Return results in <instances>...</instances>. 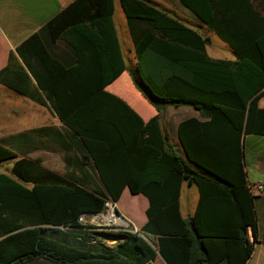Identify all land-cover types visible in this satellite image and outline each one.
Returning <instances> with one entry per match:
<instances>
[{"label":"trees","instance_id":"obj_1","mask_svg":"<svg viewBox=\"0 0 264 264\" xmlns=\"http://www.w3.org/2000/svg\"><path fill=\"white\" fill-rule=\"evenodd\" d=\"M178 1L237 57L211 58L208 38L146 0H120L134 68L120 55L114 0H76L10 52L0 84L51 107L63 126L0 140V164L14 161L10 173H0V264H153L158 255L167 264H246L253 256L259 223L242 151L245 136L264 137V0L259 7L254 0ZM45 34L75 51L72 68L54 59ZM103 60L100 69H88ZM124 73L156 110L147 122L108 90ZM170 106L199 111L200 119L177 130L187 160L163 128ZM48 132L70 173L29 158L30 146H8L27 139L33 147L32 137ZM188 178L199 203L184 218ZM126 189L148 199L147 222L135 226L137 233L113 234L122 240L106 247L81 219L104 213L110 200L123 215L118 204Z\"/></svg>","mask_w":264,"mask_h":264},{"label":"crops","instance_id":"obj_2","mask_svg":"<svg viewBox=\"0 0 264 264\" xmlns=\"http://www.w3.org/2000/svg\"><path fill=\"white\" fill-rule=\"evenodd\" d=\"M75 1L76 0H0V70H2L8 64L9 54L11 51L15 53L17 48L21 46L27 39H29L31 36L33 37L34 35L41 33L44 27L51 20L56 18L58 15H60L70 4H72ZM118 39H119L120 46H121L120 55L121 56L123 55L124 58L126 56L125 60L126 59L128 60V58L130 60H133L134 66H136V59H135V54H134L135 49L133 51L132 46H128V48L125 49V53H124V49H123L119 36H118ZM42 40L44 44L48 46V49L50 50V53L51 55H53L54 59L58 60L66 68H72L74 66L75 64L74 61L76 59L75 54H74L75 51L72 48H70L69 45H67L63 41H57V43L51 44L50 39L48 38L47 34H45L42 37ZM211 56L212 55H210V57ZM88 58H90L89 55H88ZM211 58H214V57H211ZM215 59H220V58H215ZM90 63L91 61L89 62L88 69L93 70L94 68L100 69V65L104 66L106 61L103 60L101 63L99 61L98 62L96 61L95 64H92L95 66H91ZM119 69H120V66H119ZM0 86H3V85L0 84ZM9 90H12V89H9ZM108 90L109 92L116 94L122 97L123 99H125V101L128 104H130L143 117V119L146 122L151 117H153L154 114L156 113L155 112L156 110H154L152 111V114L147 115L144 112H141V110L135 105V103L132 101V99L128 95L129 93L128 91L129 90L136 91V88L134 87V84L132 83V81L125 75V73L120 75L119 78L112 85L109 86ZM20 96L24 97L25 99L23 98L24 100L20 101V103H18L15 100L17 103H15L14 105L17 108H19V114L21 117L20 120L16 121L17 123H20L21 120L23 119V116H26L27 118L35 117L38 119V122L32 124L33 126H30V125H26V126L40 127V128L54 127L57 129H60L59 127L63 126V123L59 120V118L56 116V114L51 109V107L48 108V107L42 106L36 102H33L30 98L26 96H23V95H20ZM26 99H28V101ZM25 101H27L28 104ZM260 106L264 107V98L260 101ZM41 117L44 118L42 119V122H40ZM51 117H53V119L55 120L57 119L59 123H61V126H58L56 124L51 125ZM189 118H199L200 119L199 111L195 109L193 111L186 112L185 116L182 118L181 121H179V123ZM179 123H177L176 121V129L178 128ZM36 129H39V128L28 129L26 131H30V134H31L32 131ZM26 131H23V132H26ZM23 132H20V133H23ZM42 136L47 137L53 149L59 150L58 159L60 160L61 164L63 163L62 169L64 170V173L61 172V167H56V165H54L53 162L56 160V158L53 156V154H50L48 151L45 153L47 160L44 161L43 165L48 167V169L58 172L60 174L70 173L71 169L70 170L67 169V163L64 160V151L59 147V145H57L58 143H56V141L54 140L55 136L53 135V133L48 132L47 134L42 135ZM255 137H260V139H255ZM4 139H0V140H4ZM32 139L35 142V145L29 148L27 155L29 156V158L37 159V158L32 157V153H34L38 149L37 144H38L39 136H33ZM168 140H169V137H168ZM174 141L180 152V157L187 160L186 155L184 154L182 150L183 148L180 144L178 134H174ZM242 154H244L243 161L244 163H246V172L248 170L247 155H249V157L252 159L251 162L254 164L256 171L263 176L262 177L263 180H260V181H264V137L255 136V135L245 136L243 138ZM51 158L52 160H49ZM247 175H248V172H247ZM96 182L97 184L95 186L97 187L99 185L97 178H96ZM193 187L194 186L191 182L188 183L186 181L181 189L180 208H181V213L184 218L193 217L196 211V207L198 206V203H199V191L198 189H196L193 193L192 191ZM127 192H128V189L124 191L123 195L126 194ZM137 196L143 199L144 201L143 208L144 210H146L149 205L148 199L142 196L141 194ZM255 212L257 215V219H258V216H260L262 219V223L258 219V223H259L258 230H259L260 240H259V243L255 245L253 256L250 258V260L246 264H264V226H263L264 224V196L256 197ZM124 216L127 219H130L131 221H133V219H131L129 215L126 214ZM145 220L147 222V217ZM145 223H143L140 227L138 226L136 227L141 228ZM103 245L106 247H110V246H107L106 243ZM153 264H167V263L165 262V259H163L160 255H158L156 261H154Z\"/></svg>","mask_w":264,"mask_h":264},{"label":"rangeland","instance_id":"obj_3","mask_svg":"<svg viewBox=\"0 0 264 264\" xmlns=\"http://www.w3.org/2000/svg\"><path fill=\"white\" fill-rule=\"evenodd\" d=\"M114 1H115V16L113 17V19L117 31L119 33L118 36L122 43L124 53H125V49L128 48V46H132V49L134 51L133 43L130 38V33L127 27L125 12L120 4V0H114ZM146 1L159 8L168 11L174 16L179 17V19L183 20V22L188 26L199 30L202 35L208 38L209 43L207 46V51L210 55H212L211 57L226 59V60H234L237 57L234 51L227 44L223 43L220 40L218 35L210 31L205 25H203L202 22H200L188 9L184 8L179 3L178 0H146ZM258 1L259 0H254L255 4L259 7ZM126 61L127 63L129 62L128 64L131 68L135 67L133 60H130L128 58V60L126 59ZM136 91L135 90L128 91L129 92L128 95L130 96L132 101L141 110V112H144L147 115L152 114V111L155 110L154 106L151 105L147 100H145L141 95H138ZM23 98L24 97L12 92V90H9L4 86H0V139L7 138L9 136L12 137L28 129L40 128V127H30L33 126L32 124L38 122V119L35 117L27 118L26 116H23V119L21 120L20 123L16 122L20 120L21 117L19 114V108H17L14 104L17 102L20 103V101H23L25 99ZM26 100L28 101V99ZM27 101L25 102L28 104ZM193 110L195 109L192 106H184V107L170 106L162 115V124H163V128L165 129L164 131L166 134H168L169 143L172 146L173 150L178 155H180V152L174 141V134H177V130H178V128L176 129V121L177 123H179V121H181L182 118L185 116L186 112ZM42 119L44 118L41 117L40 122H42ZM54 124L61 126V123H59L57 119L55 120L53 119V117H51V125ZM26 125H30V126H26ZM255 139H260V137H255ZM28 143L29 142L27 141V139L26 141L9 140L8 146H10L12 149L16 151H19L18 149H22L19 147L21 145L31 147V145ZM37 145H38V149L34 153H32V157L41 158L44 162L47 160L45 153L48 151L50 154H53V156L56 158V160L53 162L54 165H56V167H61V172L64 173V170L62 169L63 163L61 164L60 160L58 159L59 150L53 149L51 147L52 145L47 139V137L39 136ZM49 160H52V158ZM251 161L252 159L249 157V155H247L248 179L254 182L263 180L262 179L263 176L256 171L254 164ZM12 164H14V161H7L5 163L0 164V173H10ZM83 170L89 176V180L93 183L92 187H95V185L97 184L95 176L87 167H84ZM193 186L194 187L192 188V191L194 193V191L197 189V185L193 184ZM143 204L144 201L141 197L134 196L128 191L126 194H124L121 197L118 204V209L123 215L127 214L131 219H133V226L140 227L143 223L146 222L145 220L146 210H144ZM116 209H117V205H116ZM83 218L84 220L82 221V223L84 224V226L89 227L90 231L94 232L93 236L97 239L96 242L102 244L106 243V245L110 247L114 246V244L117 241H119L118 239L115 238V236H113V234L115 233L123 234L134 231V227L132 225L129 226L128 228H124V230H121L116 228L112 224L107 223L106 221L96 224L94 223L95 221L91 216L89 217L83 216ZM258 219L262 223V219L260 216H258ZM32 264H51V263L45 262L43 260H39V261H35Z\"/></svg>","mask_w":264,"mask_h":264},{"label":"built area","instance_id":"obj_4","mask_svg":"<svg viewBox=\"0 0 264 264\" xmlns=\"http://www.w3.org/2000/svg\"><path fill=\"white\" fill-rule=\"evenodd\" d=\"M247 190L248 192L256 197H260V196H264V181H251L248 179L247 182ZM106 211L105 213H101L95 216H91L93 218V220L95 221L94 223L99 224L103 221H106L104 219V216H110L113 214L114 218L116 219L115 222H109V224H112L113 226H115L118 229L124 230V228H128L129 226H133V222L125 217H123L121 214L117 213L116 210V203H114V201L110 200L108 202V204H106ZM82 221L84 220V218L81 219ZM134 227V231L131 232H135L137 233V228L135 226Z\"/></svg>","mask_w":264,"mask_h":264},{"label":"bare ground","instance_id":"obj_5","mask_svg":"<svg viewBox=\"0 0 264 264\" xmlns=\"http://www.w3.org/2000/svg\"><path fill=\"white\" fill-rule=\"evenodd\" d=\"M104 219L106 220L107 223L116 221V219L114 218L113 214L110 215V216L105 215Z\"/></svg>","mask_w":264,"mask_h":264},{"label":"water","instance_id":"obj_6","mask_svg":"<svg viewBox=\"0 0 264 264\" xmlns=\"http://www.w3.org/2000/svg\"><path fill=\"white\" fill-rule=\"evenodd\" d=\"M243 158H244V154H243ZM187 182L190 183L191 182V179H187ZM119 214V212H117ZM3 238V237H2ZM116 239L118 240H122V237L121 236H115ZM1 239V238H0Z\"/></svg>","mask_w":264,"mask_h":264}]
</instances>
